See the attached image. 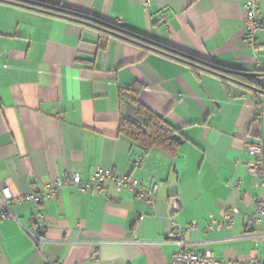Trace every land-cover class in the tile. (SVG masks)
<instances>
[{
	"label": "crops",
	"instance_id": "obj_1",
	"mask_svg": "<svg viewBox=\"0 0 264 264\" xmlns=\"http://www.w3.org/2000/svg\"><path fill=\"white\" fill-rule=\"evenodd\" d=\"M125 26L231 70L264 71V30L254 54L242 38L244 0H39ZM264 21V0L259 3ZM69 19L0 2V264H170L161 244L173 224L186 242L225 263L264 261V227H250L260 181L247 173L249 144H264V93L225 86L215 75L110 38ZM174 127L175 155L146 150L119 133L141 124L122 92ZM114 170L151 204L107 184L100 192L63 188L52 200H25L55 179ZM236 210L233 225L208 230ZM193 227V228H192ZM47 242L39 250L30 233Z\"/></svg>",
	"mask_w": 264,
	"mask_h": 264
},
{
	"label": "built area",
	"instance_id": "obj_2",
	"mask_svg": "<svg viewBox=\"0 0 264 264\" xmlns=\"http://www.w3.org/2000/svg\"><path fill=\"white\" fill-rule=\"evenodd\" d=\"M144 6L149 5V0H142ZM261 0H244L242 10L244 12V28L242 38L249 50L254 54L261 53L263 50L258 43L257 36L264 30V21L260 18L259 3ZM264 87V79L260 80ZM246 152L253 157V162L248 164L247 173L260 181V186L264 189V144H249L246 146ZM113 185L118 192L127 189L134 195L145 198L151 204L154 190L144 192V190L133 181L126 177H118L114 170L97 168L91 177L84 181L78 174H66L62 178L55 179L43 190L32 192L25 200L33 202L35 205H42L45 202L54 199L65 187H75L79 193L88 191L100 192L104 186ZM12 195L9 189L0 191V220L11 218L10 203ZM256 215L248 220L250 227L261 225L264 227V199L257 198ZM238 214L236 210L225 212L219 221L210 220L208 230L212 231L213 226L221 228L225 225H233L234 216ZM14 219V217H12ZM193 228V227H192ZM187 229L173 224L172 231L166 236L161 244H171L176 247V252L172 255L170 264H264L257 260L246 263L234 262L225 263L217 260L210 250H204L197 245L185 241L184 234ZM35 246L41 250L47 240L38 233H30ZM264 250V246H263ZM44 264H59L46 261Z\"/></svg>",
	"mask_w": 264,
	"mask_h": 264
},
{
	"label": "trees",
	"instance_id": "obj_3",
	"mask_svg": "<svg viewBox=\"0 0 264 264\" xmlns=\"http://www.w3.org/2000/svg\"><path fill=\"white\" fill-rule=\"evenodd\" d=\"M0 2L45 15L63 17L81 25L92 27L100 33L101 46L108 39L116 38L141 49L161 53L199 71L211 73L217 76L225 86L233 84L254 93H264V87L260 84V80L264 79V71L231 70L214 61L200 59L134 33L123 25L106 22L63 6L51 5L39 0H0ZM121 96L133 105L135 115L141 120V124L123 119L119 124V133L143 149H157L169 155H175L178 146L182 143L179 132L162 117L143 106L138 100L137 90L129 89L122 92Z\"/></svg>",
	"mask_w": 264,
	"mask_h": 264
}]
</instances>
